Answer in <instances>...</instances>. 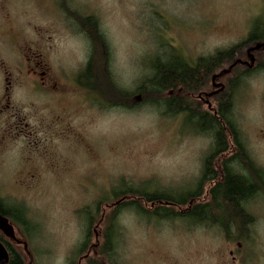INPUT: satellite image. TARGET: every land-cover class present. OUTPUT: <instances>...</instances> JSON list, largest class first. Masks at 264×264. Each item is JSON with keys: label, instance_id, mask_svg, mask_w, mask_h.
<instances>
[{"label": "rangeland", "instance_id": "obj_1", "mask_svg": "<svg viewBox=\"0 0 264 264\" xmlns=\"http://www.w3.org/2000/svg\"><path fill=\"white\" fill-rule=\"evenodd\" d=\"M52 1L53 13L46 17L45 0L12 1L13 20L0 13V202L23 209L29 233L11 226L16 239L27 244L32 264H264L262 192L245 207L253 219L247 233L238 235L234 224L230 240L218 227L121 212L114 253L110 260L100 256L110 207L116 204L110 201L112 191L194 190L212 148L211 139L190 131L183 117L142 104L135 90L150 75L152 62H166L171 48L194 62L242 43L254 26L264 28V0H97L90 5L67 0L73 18L54 13ZM93 18L109 47L114 82L138 98L132 99L134 110L109 108L76 83L90 54L83 30L93 29ZM261 43L250 47L262 49ZM247 48L220 70L239 74L243 67L237 64ZM32 54L39 56L36 64L30 62ZM263 54L258 57L263 64L233 97L243 150L260 170ZM207 186L202 185L203 194ZM99 201L106 206L94 213ZM87 208L93 209L88 239L82 214ZM8 242L29 264L23 246Z\"/></svg>", "mask_w": 264, "mask_h": 264}, {"label": "trees", "instance_id": "obj_2", "mask_svg": "<svg viewBox=\"0 0 264 264\" xmlns=\"http://www.w3.org/2000/svg\"><path fill=\"white\" fill-rule=\"evenodd\" d=\"M85 19L89 20V18ZM92 26L93 29L85 26L86 29L83 30L90 43V54L83 70L77 75V85L84 89L88 96L98 99L109 108L134 110L138 107L132 102L134 93L122 90L113 80L109 47L95 19ZM257 42H264V28L261 25L254 26L253 32L248 33L242 43L217 51L209 57H199L194 62L184 59L173 48L170 49V56L166 62H161L160 58L154 59L150 75L135 90L136 94L140 95L142 104L159 108L167 116L183 117L190 131L200 135L206 134L211 139L212 148L202 162L203 172L194 190L186 189L181 193L160 190L146 192L140 189L112 191L109 196L110 201H115L116 204L105 208L113 209L102 234L104 241L100 256L110 260L115 249L114 241L119 233L115 219L119 213L128 210L142 218L161 222L178 220L218 227L228 240L231 236L229 228L234 224L240 230L238 235H242L243 231L247 233L253 219L246 212V203L257 198L258 193H264V184H262L264 170L257 168L243 150L242 139L233 116V97L241 83L251 73L237 74V78L228 83L225 103L220 100L222 107L219 116L221 115L222 124L210 114L201 113L198 108L195 112L192 111L190 96L206 90L207 81L212 74L224 65L231 64L235 56L244 48ZM262 71L264 72V68ZM222 156H226L224 160L221 159ZM217 158H220L217 162L219 168L214 170L212 161L215 162ZM215 171L222 172L224 178L217 185L212 186L211 194L206 196L202 193L201 187L219 177ZM253 174L255 178L252 177ZM7 205L0 202V213L13 224H18L28 234L31 225L25 221L23 209ZM94 205L95 210L87 208L82 211L88 226L85 232L87 239L90 237L89 227L92 225L93 211L101 213L102 207L106 206L103 201ZM185 206H188L187 210L184 213L180 212L179 210ZM102 222L103 219L97 224ZM0 236V242L9 254V264H25L21 254L3 240L2 234ZM86 240L84 242H87ZM84 251L86 252V249Z\"/></svg>", "mask_w": 264, "mask_h": 264}, {"label": "flooded vegetation", "instance_id": "obj_3", "mask_svg": "<svg viewBox=\"0 0 264 264\" xmlns=\"http://www.w3.org/2000/svg\"><path fill=\"white\" fill-rule=\"evenodd\" d=\"M12 1H16V0H12ZM12 1L11 0H0V13L2 15V19H4V20H13V18H14L13 14L11 13V11L9 9L10 6L8 7V4H11ZM52 2H53L52 0H45L44 6H43L44 17H46V15H52V13H53V3ZM55 4L57 5L58 8L54 7V13L59 12V14L61 16H64L65 18H69V17L73 18V16L76 15L74 12H72L73 10L70 9L67 0H56ZM47 17L50 18L49 16H47ZM9 23H6V24H9ZM16 24L17 23H15V24L12 23V25L16 29V31L18 33H21V34H25L26 32L24 33V29H26V28L22 27V25H20V26L18 25L17 27H15ZM35 28L36 27H34L31 30H36ZM263 43H261V44H263ZM254 44H256V43H254ZM254 47L248 46V48L246 50V54H245V59L244 60L239 59L240 61H238L237 66L243 67V70L239 74H242L245 72L251 73L256 68L255 66H257V65L259 66L260 64H263L261 62H259L260 64L258 63V57H259L260 51H263V53H264V47H262V49H258V50H251ZM32 56H33V58L30 59V62H35V58H39V56L35 57V55H33V54H32ZM251 59L253 60L254 67H250ZM35 64H36V62H35ZM34 74H35V72H34ZM233 74H234L233 71H231L230 74L225 75L224 70H219L218 72H215L214 74H212L209 78L210 79V85H208L205 88L206 90H203L198 94H191L190 99L192 101V105H191L192 111L195 112L198 108L201 113L210 114L211 116H213L216 120H218L222 124V120L220 118L221 115L219 116V112L221 113V107H222V104H221L222 102L220 100H223V103H225L224 98L226 95L228 83L231 80H234L237 78V74H234L235 75L234 77L233 76L229 77L230 75H233ZM42 84L45 85V83H43V82H42ZM11 85H12V83L9 82L8 88H6V92L10 89ZM209 105H211V107H209ZM6 111H7V109L4 110V112H6ZM194 127H195V124H194ZM222 157H221V159L224 160L226 156H222ZM218 161H220V158H217V160L215 162L212 161L213 168H215V169L219 168L218 163H217ZM202 169H203V164H202ZM202 172L203 171H201V174H202ZM215 172H216V175L219 176L218 177L219 179L216 177V180L208 182V186L206 187L205 193H204L206 196L207 195L209 196L211 194V191L213 190L212 186H214L215 184L217 185L224 178V174L222 172H217V171H215ZM252 177L255 178L256 176L254 175ZM247 203H246V205H247ZM2 216L5 217L4 215H2ZM5 218L8 219L7 217H5ZM8 221H9V219H8ZM9 223L11 224L10 221H9ZM2 237H3V240H6V238L4 236H2ZM7 240L9 241V239H7Z\"/></svg>", "mask_w": 264, "mask_h": 264}, {"label": "water", "instance_id": "obj_4", "mask_svg": "<svg viewBox=\"0 0 264 264\" xmlns=\"http://www.w3.org/2000/svg\"><path fill=\"white\" fill-rule=\"evenodd\" d=\"M260 47L261 46H257L255 48H253L252 50H257ZM252 64H253V60L251 59V66H252ZM0 233L6 239H9V240H11L17 244H21L24 248L25 254L30 259L29 264H32V257L28 251L27 244L16 239L13 227L9 223L8 219L3 217L1 214H0ZM9 261H10L9 254H8L6 248L4 247V245L0 242V264H9Z\"/></svg>", "mask_w": 264, "mask_h": 264}, {"label": "snow or ice", "instance_id": "obj_5", "mask_svg": "<svg viewBox=\"0 0 264 264\" xmlns=\"http://www.w3.org/2000/svg\"><path fill=\"white\" fill-rule=\"evenodd\" d=\"M83 2L86 4V5H90V4H95L97 2V0H83ZM264 74V73H262ZM209 107H211V105H209ZM102 264V262H101Z\"/></svg>", "mask_w": 264, "mask_h": 264}]
</instances>
